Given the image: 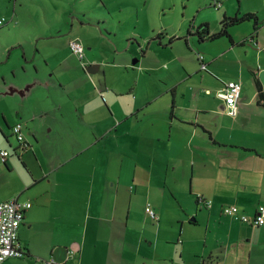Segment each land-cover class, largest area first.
Segmentation results:
<instances>
[{"label":"crops","instance_id":"obj_1","mask_svg":"<svg viewBox=\"0 0 264 264\" xmlns=\"http://www.w3.org/2000/svg\"><path fill=\"white\" fill-rule=\"evenodd\" d=\"M209 3L187 33L167 32L163 47L124 62L133 70L126 85L89 74L98 103L74 81L57 109L0 107V146L10 149L0 170L13 175L0 200L31 201L18 227L22 252L0 264H264V222L223 211L237 203L252 216L264 202V0ZM242 11L260 25L245 18L199 38L198 23L213 31L223 13ZM211 12L222 13L218 23ZM76 14L92 21L90 8L73 22ZM228 79L242 82L234 115L216 94ZM17 120L30 142L22 151L11 136Z\"/></svg>","mask_w":264,"mask_h":264},{"label":"rangeland","instance_id":"obj_2","mask_svg":"<svg viewBox=\"0 0 264 264\" xmlns=\"http://www.w3.org/2000/svg\"><path fill=\"white\" fill-rule=\"evenodd\" d=\"M203 3L209 0H0V17H4L0 21V107L12 108L14 113L22 107L29 114H37L44 103L57 109V98L65 99L75 89L74 81L98 103L100 93L90 89L89 74L98 80L106 71L113 84L117 79L126 85L133 70L124 62L132 63L144 50L153 53L163 47L167 32L187 33L185 28ZM84 7L90 8L92 21H86V15L81 23L79 13L73 22V13ZM215 13L208 18L216 24L222 13L213 17ZM63 31L65 35L55 36ZM39 34H43L40 39ZM75 36L84 46L83 58L69 46V38ZM6 51L10 54L4 59ZM94 61L102 66L87 70L85 65ZM11 136L17 141L15 134ZM10 177L11 173L0 170V183Z\"/></svg>","mask_w":264,"mask_h":264},{"label":"built area","instance_id":"obj_3","mask_svg":"<svg viewBox=\"0 0 264 264\" xmlns=\"http://www.w3.org/2000/svg\"><path fill=\"white\" fill-rule=\"evenodd\" d=\"M215 4H219L221 0H213ZM4 17H0V21ZM69 46L79 58L84 56V46L78 37L69 38ZM199 57H203V53L199 52ZM202 66L205 63L202 62ZM242 82L240 79H228L224 85L216 90V94L223 98L227 105L228 112L234 115L238 110V102L241 93ZM12 131L17 137V149L24 150L29 147L30 142L25 138L23 133V122L17 120L12 124ZM10 153V149L6 146H0V156L4 160ZM210 201L206 200L208 204ZM31 204L29 199H19L17 195L0 200V261L11 255H17L22 252L18 243V227L23 217L24 210ZM145 209L154 217L158 216L157 210L150 202L146 203ZM223 211L233 215L241 220L251 221L253 224H261L264 222V202L258 203L256 212L250 216L240 211L237 203L223 204ZM70 252L74 253L76 249L71 247Z\"/></svg>","mask_w":264,"mask_h":264},{"label":"trees","instance_id":"obj_4","mask_svg":"<svg viewBox=\"0 0 264 264\" xmlns=\"http://www.w3.org/2000/svg\"><path fill=\"white\" fill-rule=\"evenodd\" d=\"M245 18H252L253 19V25H254L255 29L261 23V21L257 18L256 13L253 11L235 12L234 14L223 13L221 18L219 19V28L218 29L210 31L207 21H202L196 25V32L198 33L199 38L213 37V36L220 35L222 33L228 34L229 24L240 21V20L245 19ZM250 36H252V35H250ZM169 39L171 40L172 36ZM256 81H257L258 90H259L258 96L264 102V92L261 88V85L259 83L258 78H256Z\"/></svg>","mask_w":264,"mask_h":264},{"label":"water","instance_id":"obj_5","mask_svg":"<svg viewBox=\"0 0 264 264\" xmlns=\"http://www.w3.org/2000/svg\"><path fill=\"white\" fill-rule=\"evenodd\" d=\"M97 63H89V64H87L86 65V69H88V70H95L96 68H97Z\"/></svg>","mask_w":264,"mask_h":264}]
</instances>
